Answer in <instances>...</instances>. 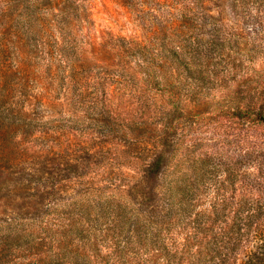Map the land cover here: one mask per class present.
<instances>
[{"label":"rangeland","instance_id":"obj_1","mask_svg":"<svg viewBox=\"0 0 264 264\" xmlns=\"http://www.w3.org/2000/svg\"><path fill=\"white\" fill-rule=\"evenodd\" d=\"M26 1L34 12L20 0H0V97L28 110L33 95L50 101L35 111L49 143L73 142L79 151L83 141H100L86 117L97 101L134 115L145 102L146 117L177 110L172 170L187 171L189 207L173 205L171 225L159 212L147 259L165 264L169 254L217 246L221 255L211 264H242L262 249L264 0H72L67 30L62 0ZM214 31L226 43H207ZM138 169L130 161L99 168Z\"/></svg>","mask_w":264,"mask_h":264},{"label":"trees","instance_id":"obj_2","mask_svg":"<svg viewBox=\"0 0 264 264\" xmlns=\"http://www.w3.org/2000/svg\"><path fill=\"white\" fill-rule=\"evenodd\" d=\"M20 1L34 12L32 2ZM62 2L67 30L74 3ZM227 40L214 31L207 43ZM31 97L33 110L0 97V264H156L144 246L148 239L152 250L157 245L159 212L165 211L171 225L173 205L187 210L192 190L187 171L172 170L177 110L153 109L146 117L151 108L145 102L134 115L97 101L94 116L86 117L100 141H83L79 152L73 142L49 143L47 122L40 124L35 111L50 101ZM23 102L28 104V97ZM152 115L157 121L148 125ZM35 123L41 125L40 136ZM128 161L140 169L99 170L122 168ZM220 255L217 246L209 252L199 246L188 255L169 254L165 264H211ZM247 256L242 264H264V247Z\"/></svg>","mask_w":264,"mask_h":264}]
</instances>
